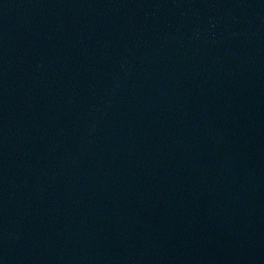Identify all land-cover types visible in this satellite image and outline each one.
Wrapping results in <instances>:
<instances>
[{"label": "water", "instance_id": "1", "mask_svg": "<svg viewBox=\"0 0 264 264\" xmlns=\"http://www.w3.org/2000/svg\"><path fill=\"white\" fill-rule=\"evenodd\" d=\"M0 264H264V0H0Z\"/></svg>", "mask_w": 264, "mask_h": 264}]
</instances>
